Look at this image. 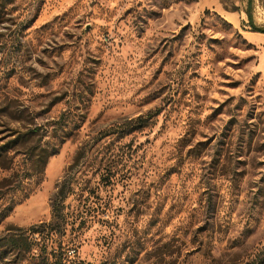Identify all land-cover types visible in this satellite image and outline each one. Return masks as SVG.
I'll return each mask as SVG.
<instances>
[{
  "label": "rangeland",
  "instance_id": "1",
  "mask_svg": "<svg viewBox=\"0 0 264 264\" xmlns=\"http://www.w3.org/2000/svg\"><path fill=\"white\" fill-rule=\"evenodd\" d=\"M250 22L264 0H0V238L71 188L65 236L26 232L33 250L0 245V264L60 240L72 264H264Z\"/></svg>",
  "mask_w": 264,
  "mask_h": 264
},
{
  "label": "trees",
  "instance_id": "2",
  "mask_svg": "<svg viewBox=\"0 0 264 264\" xmlns=\"http://www.w3.org/2000/svg\"><path fill=\"white\" fill-rule=\"evenodd\" d=\"M250 23L252 30L264 32V28L257 27L252 22ZM57 152L58 148H54L52 151L43 150L41 157L34 160L35 163H37L35 173H43L49 156ZM79 158L80 155L75 157L77 160ZM70 189H67V183L65 181L58 186V191L51 200L52 213L50 221L30 226V228L13 226L9 228V234L7 236L0 238V245L11 249L13 252L17 251L18 254H21L31 252L33 250L34 242H32L29 237L30 232L39 235L46 233L48 236H65L69 224V220L66 216L67 213L65 212V200L70 194ZM7 213L8 212H6L3 217H5ZM26 232H29V234ZM62 245L63 241L60 240V242H58L57 245L51 247L50 250L46 246L43 247L42 251L38 253V257L34 258L36 261L30 262L29 264H72L69 262V256Z\"/></svg>",
  "mask_w": 264,
  "mask_h": 264
}]
</instances>
